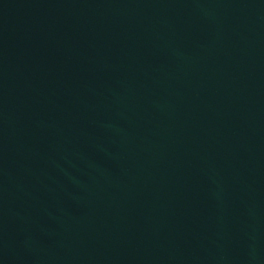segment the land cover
Wrapping results in <instances>:
<instances>
[{
	"label": "water",
	"instance_id": "95a60500",
	"mask_svg": "<svg viewBox=\"0 0 264 264\" xmlns=\"http://www.w3.org/2000/svg\"><path fill=\"white\" fill-rule=\"evenodd\" d=\"M0 264H264V0H0Z\"/></svg>",
	"mask_w": 264,
	"mask_h": 264
}]
</instances>
